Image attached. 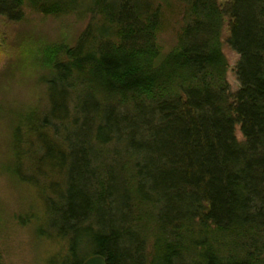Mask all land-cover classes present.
Wrapping results in <instances>:
<instances>
[{"label":"trees","instance_id":"obj_1","mask_svg":"<svg viewBox=\"0 0 264 264\" xmlns=\"http://www.w3.org/2000/svg\"><path fill=\"white\" fill-rule=\"evenodd\" d=\"M178 1L163 55L169 0H29L93 16L51 49L47 105L14 131V158L38 160L20 182L39 192L37 236L61 246L50 264H264V0ZM25 3L0 0V19Z\"/></svg>","mask_w":264,"mask_h":264},{"label":"rangeland","instance_id":"obj_2","mask_svg":"<svg viewBox=\"0 0 264 264\" xmlns=\"http://www.w3.org/2000/svg\"><path fill=\"white\" fill-rule=\"evenodd\" d=\"M169 1L172 6L161 11L163 27L158 34L163 55L177 46L183 26L181 12L175 7L179 1ZM23 15L16 23L0 19V258L2 264H50L61 246L37 236V225L28 218L34 213L41 216L39 192L20 182L38 160H29L28 155L25 162L14 158V131L23 115L47 105L44 79L51 72V49L74 47L92 15L57 13V9L39 12L29 0ZM227 37L228 26L223 34V52L229 64L227 80L231 92L236 93L240 87L236 76L239 57L225 43ZM237 138L242 140L240 130Z\"/></svg>","mask_w":264,"mask_h":264},{"label":"water","instance_id":"obj_3","mask_svg":"<svg viewBox=\"0 0 264 264\" xmlns=\"http://www.w3.org/2000/svg\"><path fill=\"white\" fill-rule=\"evenodd\" d=\"M84 264H107V261L103 256H93L84 262Z\"/></svg>","mask_w":264,"mask_h":264}]
</instances>
